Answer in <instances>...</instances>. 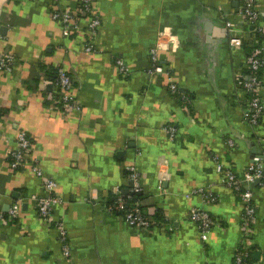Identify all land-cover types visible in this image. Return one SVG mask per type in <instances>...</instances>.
Returning <instances> with one entry per match:
<instances>
[{
  "label": "crops",
  "instance_id": "0c3cea01",
  "mask_svg": "<svg viewBox=\"0 0 264 264\" xmlns=\"http://www.w3.org/2000/svg\"><path fill=\"white\" fill-rule=\"evenodd\" d=\"M240 7L238 0H97L98 51L87 54L81 40L64 38L45 1L0 0V55L17 59L12 74L0 71V264H66L60 222L74 264L234 263L245 208L242 193L223 186L218 160L240 179L255 158L264 160V112L254 132L245 121L248 96L236 82L249 49L230 44L227 26L246 30ZM254 8L264 29V0H254ZM155 48L177 94L167 76L151 74ZM61 67L74 79L81 111L56 108L53 77ZM262 82L264 104V69ZM20 131L33 150L15 171L10 152ZM35 163L57 181L64 200L50 226L33 199L42 191ZM256 183L243 191L256 212L251 262L264 264V187ZM207 184L217 199L205 206L198 189ZM120 196L154 227H130L114 212ZM16 203L21 215L11 220ZM200 207L220 225L207 242L191 219Z\"/></svg>",
  "mask_w": 264,
  "mask_h": 264
},
{
  "label": "built area",
  "instance_id": "2783aa9c",
  "mask_svg": "<svg viewBox=\"0 0 264 264\" xmlns=\"http://www.w3.org/2000/svg\"><path fill=\"white\" fill-rule=\"evenodd\" d=\"M35 2L45 1L48 5L51 17L54 21L60 23L63 27V35L66 39H78L82 41V47L85 53L95 54L98 51L97 38L98 31L101 26V17L97 11V0H31ZM241 7L237 13L241 21L245 24L246 30L239 31L236 23L229 22L227 24L230 29V44L236 49L245 47L247 40H253V49L247 58V66L245 71L237 74L236 82L238 90L244 91L248 96L245 107V121L247 125L255 132L261 126L262 116L264 112V104L262 100L263 82L262 72L264 69V50L256 36L264 33L263 27L259 25L260 15L258 10L254 8V0H238ZM166 32L160 33V38L164 39ZM160 49L155 48L151 51L150 60L154 65L151 74L155 76H167L170 82V92L178 93L176 84L167 74L168 72L159 65ZM120 72L124 73V64L117 61ZM17 59L8 53L0 55V71L4 74H12L15 71ZM59 76L55 82V88L60 92L59 101L57 102V110L67 113L71 110L81 111L82 109L75 106V82L69 72L61 67L58 70ZM185 101L188 99L184 98ZM168 133L172 139L177 135V129L170 126ZM230 146H234L233 141H229ZM33 144L31 137L26 131H20L17 135L16 144L12 148L10 155L12 156L11 169H24L32 154ZM218 160V157H216ZM218 170L222 174V184L234 192L242 193V201L245 208L243 217L244 234L240 245L236 251L233 264H247L246 259L252 254L254 247L253 224L255 218V208L252 203V194L243 191L244 185H251L262 180L260 183L264 187V160L260 157L255 158L253 163L248 167L243 179H240L236 172L218 160ZM32 170L41 181V195L34 197L37 207V214L41 222L45 225H52L54 220L53 212L56 207L63 205V198L58 194L59 185L57 181L46 175L43 168L37 163L34 164ZM131 179L134 182L135 192H140V188L136 185L138 179L134 169H129ZM204 199L205 206L216 202L217 197L214 191L207 184L198 189ZM21 205L16 203L9 211L11 220L20 218ZM116 210L124 211L123 220L132 228L138 231H149L156 224L136 205H127L124 197L120 196L117 200ZM4 216L2 215L1 219ZM191 219L201 231V237L204 242L209 240L211 231L219 227L217 220L206 208H193L191 210ZM59 238L62 243L63 256L66 264H74L72 261V251L67 237V231L63 223L57 224Z\"/></svg>",
  "mask_w": 264,
  "mask_h": 264
},
{
  "label": "trees",
  "instance_id": "16d2710c",
  "mask_svg": "<svg viewBox=\"0 0 264 264\" xmlns=\"http://www.w3.org/2000/svg\"><path fill=\"white\" fill-rule=\"evenodd\" d=\"M256 41H258L259 42V44L261 45V43L263 42V34H259V35H257L256 36ZM251 46H253V40H247L246 41V43H245V47L246 48H248L249 49V53H248V55L251 53V51H252V49H253V47H251ZM58 76H59V72L58 71H56V74H55V77H53L55 80H57V78H58ZM52 77V76H51ZM180 95V94H179ZM181 97H182V99H183V101H185L184 100V98H186V96H182V95H180ZM186 102V101H185ZM139 196H140V194H139ZM125 198H127V205H129L130 206V200L128 199V197H125ZM111 201V200H110ZM112 203H114V205H115V207H114V212H117L118 214H120L121 216H123V215H125V212L124 211H118V210H116V207H117V201L116 202H112ZM141 210H142V208H141ZM143 212V211H142ZM251 258H252V255H250L247 259H246V263L247 264H252V262H251Z\"/></svg>",
  "mask_w": 264,
  "mask_h": 264
},
{
  "label": "water",
  "instance_id": "95a60500",
  "mask_svg": "<svg viewBox=\"0 0 264 264\" xmlns=\"http://www.w3.org/2000/svg\"><path fill=\"white\" fill-rule=\"evenodd\" d=\"M261 182H262V180H258L256 185L260 184ZM124 192H125V194H128L127 190H125ZM259 256H260V253H256V257H259Z\"/></svg>",
  "mask_w": 264,
  "mask_h": 264
}]
</instances>
